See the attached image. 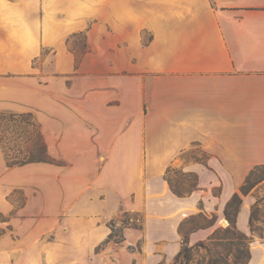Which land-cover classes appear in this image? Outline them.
Instances as JSON below:
<instances>
[{
	"label": "crops",
	"instance_id": "obj_1",
	"mask_svg": "<svg viewBox=\"0 0 264 264\" xmlns=\"http://www.w3.org/2000/svg\"><path fill=\"white\" fill-rule=\"evenodd\" d=\"M160 2L144 11L152 33L144 58L124 74L79 75L71 85L66 75L25 86L0 78V110L34 109L52 158L10 167L0 145V211L64 223L135 218L165 256L179 251L177 228L189 215H216L213 226L190 233L191 245L227 225V201L252 165L264 164V0ZM194 146L206 163L185 157ZM176 160L198 176L188 196L163 177ZM15 189L26 204L15 205ZM255 201L246 194L236 215L244 233ZM42 250L1 249L0 264H56ZM246 264H264V238L251 242Z\"/></svg>",
	"mask_w": 264,
	"mask_h": 264
},
{
	"label": "rangeland",
	"instance_id": "obj_2",
	"mask_svg": "<svg viewBox=\"0 0 264 264\" xmlns=\"http://www.w3.org/2000/svg\"><path fill=\"white\" fill-rule=\"evenodd\" d=\"M160 5V0H0V78L22 80L25 86L36 80L42 83L48 76L66 75L71 85L79 75L124 74L128 65L144 58L143 48L152 38L151 31L142 26L144 11ZM0 111L30 112L41 131L34 109ZM12 124L4 125L9 146L26 150L32 140L30 128L20 136V128ZM185 157L205 160L206 155L194 146ZM170 166L182 171L179 160ZM11 198L16 206L28 200L23 189H15ZM20 211H0L8 218L0 222L4 229L0 250L39 244L42 251L55 254L56 264L63 258L69 264H168L175 257L165 256L161 242L144 236L142 220H17L30 216ZM205 260L203 250L193 251L188 264H205Z\"/></svg>",
	"mask_w": 264,
	"mask_h": 264
},
{
	"label": "trees",
	"instance_id": "obj_3",
	"mask_svg": "<svg viewBox=\"0 0 264 264\" xmlns=\"http://www.w3.org/2000/svg\"><path fill=\"white\" fill-rule=\"evenodd\" d=\"M8 121L13 123L11 127L20 128V136L27 132L28 127L30 128L28 135L32 137V140L29 148L20 150L15 145L9 146L10 140L6 134L7 126L4 127ZM0 145L6 164L10 167L30 162L52 161L47 153L39 124L34 121L30 112L5 113L0 111ZM203 155L205 154L203 153ZM201 161L205 163L204 159ZM163 177L170 190L179 197L188 196L198 188V176L195 172L181 171L169 165L165 169ZM250 192L256 194V201L251 206L248 220L250 233L247 234L237 228L236 215L243 197ZM223 214L228 222L227 225L215 227L205 240H199L192 245L189 243L190 233L213 226L216 222V215L212 212L199 211L181 220L177 228L181 237V247L173 261L168 264H188L192 259V252L200 250L205 253V264H246L248 262L250 244L254 240V235L261 239L264 238V220L260 219L264 217V164L252 165L243 183L227 201ZM7 220L8 218L0 213V222ZM259 223H261V227L257 225ZM6 227L10 228V225L8 224ZM3 232L4 229L1 228L0 234ZM113 233L114 231L109 234L108 238H111Z\"/></svg>",
	"mask_w": 264,
	"mask_h": 264
}]
</instances>
